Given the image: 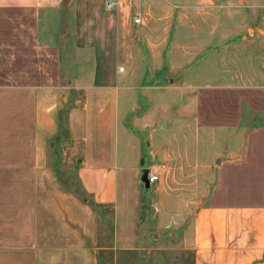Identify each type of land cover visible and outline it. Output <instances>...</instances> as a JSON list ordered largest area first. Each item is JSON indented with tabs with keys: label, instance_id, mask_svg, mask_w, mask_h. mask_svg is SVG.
Listing matches in <instances>:
<instances>
[{
	"label": "crops",
	"instance_id": "crops-1",
	"mask_svg": "<svg viewBox=\"0 0 264 264\" xmlns=\"http://www.w3.org/2000/svg\"><path fill=\"white\" fill-rule=\"evenodd\" d=\"M146 1L0 0V264H99V249L133 242L138 182L124 181L123 199L120 187L142 152L122 143H141L144 122L128 4ZM150 1L187 13L168 24L170 68L184 60L174 75L186 82L168 89L170 116L144 139L160 167L157 182L142 180L156 184L157 221L179 229L191 264H264V0ZM59 117L67 135L56 139ZM65 161L86 196L55 176ZM107 205L116 229L99 245Z\"/></svg>",
	"mask_w": 264,
	"mask_h": 264
},
{
	"label": "rangeland",
	"instance_id": "rangeland-1",
	"mask_svg": "<svg viewBox=\"0 0 264 264\" xmlns=\"http://www.w3.org/2000/svg\"><path fill=\"white\" fill-rule=\"evenodd\" d=\"M70 1L67 0V2ZM128 5L130 6V23L133 21V16L137 13H140L143 19V23L131 25L130 36L134 39L136 45L139 44V62L141 63L140 68L138 69L137 66L136 71L131 76V81L132 78L134 79L137 93L140 92L142 94L139 97L142 105L137 106L134 114L141 118L144 123L140 126L141 131L136 133V135L141 136V143L136 139L125 140L122 143L123 149L130 151L134 157L133 159L141 151L142 162L140 164L138 160V170L136 173H134V170H131V173L123 174L120 197L123 199L126 196L124 192V181L126 179L130 184L129 189H132V191L135 188L136 182H138L139 213L135 221V229L132 230L131 234L132 238L134 237L133 242L129 246L116 245L114 243L112 248L99 249V264H191L190 251L180 249L179 229L165 227L157 221V207L155 202L157 197L156 184L148 188L144 186L142 181V175L147 170V165L157 163L156 159H149V156L146 155L145 152L147 149L144 139L146 136L150 137L154 133L157 134V130L161 128L159 122L164 121V119L170 116L169 105H167L170 96L168 89L186 82L185 78L174 75L175 69H177L178 75L180 74V70L185 64L184 60H177L178 62L176 63L178 64L176 68H170L171 58L168 42L170 26L168 24L171 22L185 23L187 13L182 11L171 16L168 8L166 9V7L161 6L157 8V2L150 0L139 5L138 2H131ZM198 20L200 19L198 18ZM179 33L184 38V28ZM155 42H157V46ZM184 49L185 46H181V50L184 51ZM157 69L160 71L158 72ZM170 69H174V72L170 71ZM139 70L145 71V75H143V72L138 74L137 71ZM154 90L155 92L151 94V102L147 98V95L149 91ZM143 94L146 96H143ZM62 119L65 122L64 118ZM144 125L146 126L144 127ZM130 126L134 129L139 128V126ZM63 137L64 135L60 136V138ZM56 139L58 138L56 137ZM52 156L51 161L53 159ZM55 176L67 188L86 196L76 178L74 162H63L61 167L56 170ZM132 194L134 196V193ZM97 212L99 222L98 243L99 245H111L112 233L116 229L115 207L112 205L98 206ZM127 213L129 212H127L124 204L122 202L119 203L118 221L124 224L123 227H125V224L130 219Z\"/></svg>",
	"mask_w": 264,
	"mask_h": 264
},
{
	"label": "built area",
	"instance_id": "built-area-1",
	"mask_svg": "<svg viewBox=\"0 0 264 264\" xmlns=\"http://www.w3.org/2000/svg\"><path fill=\"white\" fill-rule=\"evenodd\" d=\"M123 0H105V6L108 9L118 8L121 5V2ZM133 23L134 24H141L142 21V15L140 13H137L135 16H133ZM119 71L124 70V66L121 65L118 67ZM163 166V164H161ZM160 167L157 165H150L147 167V170L145 171V177L147 178V181L149 184L157 182V180L160 179V173H159Z\"/></svg>",
	"mask_w": 264,
	"mask_h": 264
},
{
	"label": "trees",
	"instance_id": "trees-1",
	"mask_svg": "<svg viewBox=\"0 0 264 264\" xmlns=\"http://www.w3.org/2000/svg\"><path fill=\"white\" fill-rule=\"evenodd\" d=\"M61 135H67V127L66 123L63 122L62 117H59V129H58V134L56 135L57 138H60Z\"/></svg>",
	"mask_w": 264,
	"mask_h": 264
},
{
	"label": "water",
	"instance_id": "water-1",
	"mask_svg": "<svg viewBox=\"0 0 264 264\" xmlns=\"http://www.w3.org/2000/svg\"><path fill=\"white\" fill-rule=\"evenodd\" d=\"M142 180L144 181L145 185L148 186L149 183L147 181V178L145 177V173L142 175Z\"/></svg>",
	"mask_w": 264,
	"mask_h": 264
}]
</instances>
